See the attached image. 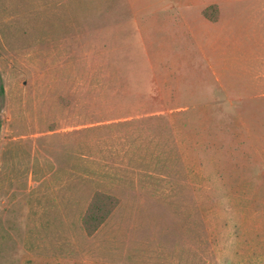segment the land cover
<instances>
[{"label": "rangeland", "instance_id": "obj_1", "mask_svg": "<svg viewBox=\"0 0 264 264\" xmlns=\"http://www.w3.org/2000/svg\"><path fill=\"white\" fill-rule=\"evenodd\" d=\"M216 2L0 0V264H236L264 208L260 45L248 1L218 45ZM98 192L119 203L90 234Z\"/></svg>", "mask_w": 264, "mask_h": 264}, {"label": "crops", "instance_id": "obj_2", "mask_svg": "<svg viewBox=\"0 0 264 264\" xmlns=\"http://www.w3.org/2000/svg\"><path fill=\"white\" fill-rule=\"evenodd\" d=\"M244 1H248V10L245 11L248 12L247 16L249 18L248 28L250 29L247 30L250 36H248V39L260 45V51L253 50V55L250 52L253 58L251 57L249 60L247 73L249 85H247V88L261 89L262 92L249 94V97L257 96L260 99L264 98V0H227L226 2L217 0L216 3L205 6L202 12L210 23L216 25L217 29L228 27V31L232 33L227 37H218V45L222 39L223 42L231 43L235 40L234 44L238 47V40L241 38V27L235 28L233 25L239 24V22L241 24L242 17L246 15V13H244L245 15L241 13L240 10L236 11ZM210 10H216V15L211 16L206 13ZM220 30H223V28ZM258 36L259 39H257ZM254 48H257V44ZM262 182L264 183V181ZM244 211L248 213V222L246 226L242 227V231L235 242L234 263L264 264V208L260 207L259 202L254 203L251 200L248 208Z\"/></svg>", "mask_w": 264, "mask_h": 264}, {"label": "trees", "instance_id": "obj_3", "mask_svg": "<svg viewBox=\"0 0 264 264\" xmlns=\"http://www.w3.org/2000/svg\"><path fill=\"white\" fill-rule=\"evenodd\" d=\"M118 203L119 199L115 195L96 193L84 216V225L88 233L95 232Z\"/></svg>", "mask_w": 264, "mask_h": 264}]
</instances>
